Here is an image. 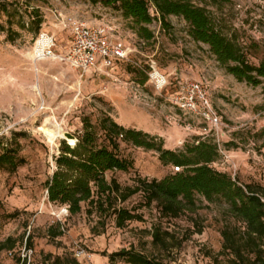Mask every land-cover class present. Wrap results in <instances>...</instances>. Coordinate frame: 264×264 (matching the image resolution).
Returning <instances> with one entry per match:
<instances>
[{
  "label": "rangeland",
  "instance_id": "rangeland-1",
  "mask_svg": "<svg viewBox=\"0 0 264 264\" xmlns=\"http://www.w3.org/2000/svg\"><path fill=\"white\" fill-rule=\"evenodd\" d=\"M8 1L18 6L20 16L12 18L11 26L19 33L13 42L0 31V153H13L17 164L14 168L0 165V241L11 236L16 242L11 253L0 251V263L17 264L20 257L27 264H127L109 257L123 247H132L165 264H216V259L226 264L227 256L219 254L221 230L235 220L222 200L209 202L196 194V208L177 217L161 216L154 203L142 205L140 194L113 201L112 206L105 203L103 210L92 202H81L80 210L73 214L65 204L49 201L46 182L56 170L55 159L64 144H71L65 138L50 144L42 128L50 117L75 140L82 135L86 119L93 127L96 145L109 147L99 126L100 119L108 116L125 128L162 139L163 147L172 150H182L198 140L215 142L214 169L226 172L238 184L264 188V79L257 86L236 80L207 44L189 36L188 23L181 16L168 15L167 26L154 16L145 24L152 33L146 39L119 9L99 1ZM191 1L205 7L225 33L248 49L250 61L256 63L264 56V0ZM31 8L42 16L39 30L54 36L56 53L69 46L67 19L71 18L107 26L129 45L128 59L117 64L112 76L81 75L55 59L33 61L31 49L38 32L29 29ZM149 11L157 15L151 6ZM5 20L1 15L0 23L5 25ZM152 66L167 80L161 92L149 78ZM191 80L203 83L220 116L216 133L200 134L201 122L179 112L166 99L179 83ZM132 86L138 92L136 98ZM186 124L192 128L187 129ZM117 145V154L131 160L132 167L106 171L107 181L113 177L124 187L133 185L138 176L160 179L173 171L174 165H163L154 150L120 137ZM113 207L133 209L142 218L118 228ZM154 225L170 233L166 249L151 244Z\"/></svg>",
  "mask_w": 264,
  "mask_h": 264
},
{
  "label": "trees",
  "instance_id": "trees-1",
  "mask_svg": "<svg viewBox=\"0 0 264 264\" xmlns=\"http://www.w3.org/2000/svg\"><path fill=\"white\" fill-rule=\"evenodd\" d=\"M101 2L119 9L125 18H130L137 26L136 32L149 39L151 31L145 27L154 16L167 26L168 15L181 16L188 23L189 36L207 44L216 60L236 80L257 86L264 79V56L258 61L249 60L248 49L234 35L223 31L203 6L191 0H90ZM150 6L157 15H151ZM6 17L5 25L0 23V31L6 33V39L13 42L19 35L13 29L12 18L19 15L18 6L8 0H0V16ZM29 29L36 34L42 21L37 8L28 12ZM18 26L24 27V23ZM100 128L105 133L108 146H97L91 123L84 120L83 133L77 137L74 145L64 144L62 152L55 159L56 170L46 182L48 200L65 204L70 213L81 208V202H92L96 209L103 210L105 203L123 202L134 194L141 195V204L156 205L161 216L177 217L185 210L196 208L195 195L212 202L222 200L227 205L234 224H226L221 230L222 244L219 254L225 255L226 264H264V188L251 184H238L226 172L211 166L218 156L215 142L198 140L186 144L182 150L163 147L162 139L140 129L125 128L108 116L100 119ZM134 146L157 152L163 165H174L178 170L160 178L135 177L133 185L122 187L115 178H105L106 171H127L132 161L117 154V138ZM16 166L14 155L3 150L0 153V165ZM96 199L93 200V195ZM115 226L120 228L126 222L141 220L142 215L126 207H113ZM240 223L237 225L236 223ZM151 244L166 249L170 233L153 226L150 232ZM16 239L7 236L0 241V251L11 252ZM28 248L31 242H27ZM110 260L122 259L127 264H165L162 260L148 256L132 247L112 252ZM216 264L219 261L215 260ZM2 264V263H0ZM17 264H27L17 258ZM75 264L77 262L75 261Z\"/></svg>",
  "mask_w": 264,
  "mask_h": 264
},
{
  "label": "built area",
  "instance_id": "built-area-1",
  "mask_svg": "<svg viewBox=\"0 0 264 264\" xmlns=\"http://www.w3.org/2000/svg\"><path fill=\"white\" fill-rule=\"evenodd\" d=\"M67 20L70 28V43L65 52L56 53L54 36L40 29L31 49L33 61L55 59L66 63L81 75L96 73L109 76L119 62L128 59L131 50L129 45L115 36L107 26L89 25L71 18ZM149 78L159 92L167 85L166 78L153 66ZM135 86L137 87L136 84ZM137 93L134 88L132 92L134 98L138 96ZM166 99L179 112L191 115L201 122L200 134L211 130L216 133L221 125L220 116L212 105L209 93L199 80L179 83L177 89ZM186 128H192L191 124H186ZM173 170H178V167L173 166Z\"/></svg>",
  "mask_w": 264,
  "mask_h": 264
},
{
  "label": "bare ground",
  "instance_id": "bare-ground-1",
  "mask_svg": "<svg viewBox=\"0 0 264 264\" xmlns=\"http://www.w3.org/2000/svg\"><path fill=\"white\" fill-rule=\"evenodd\" d=\"M38 89V88H37ZM45 125L42 128V132L46 136L50 144H55L57 139L65 138L69 141L71 145L75 144V140L70 137L65 136V131L62 129L61 125L54 122L50 117L45 119Z\"/></svg>",
  "mask_w": 264,
  "mask_h": 264
},
{
  "label": "water",
  "instance_id": "water-1",
  "mask_svg": "<svg viewBox=\"0 0 264 264\" xmlns=\"http://www.w3.org/2000/svg\"><path fill=\"white\" fill-rule=\"evenodd\" d=\"M64 134H65L66 137H70V138H73V139H74V135H72L71 133L65 131ZM75 140H76V139H75Z\"/></svg>",
  "mask_w": 264,
  "mask_h": 264
},
{
  "label": "crops",
  "instance_id": "crops-1",
  "mask_svg": "<svg viewBox=\"0 0 264 264\" xmlns=\"http://www.w3.org/2000/svg\"><path fill=\"white\" fill-rule=\"evenodd\" d=\"M123 42L127 45L126 41L123 40ZM117 67V66H116ZM115 70V68L113 69V71ZM113 71L110 72V75L109 76H112L113 75ZM107 76V75H106Z\"/></svg>",
  "mask_w": 264,
  "mask_h": 264
}]
</instances>
